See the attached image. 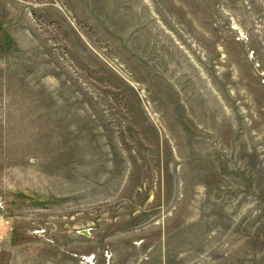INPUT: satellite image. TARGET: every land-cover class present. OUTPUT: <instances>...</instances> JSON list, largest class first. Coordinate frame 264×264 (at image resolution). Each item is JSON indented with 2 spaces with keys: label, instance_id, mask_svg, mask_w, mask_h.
Instances as JSON below:
<instances>
[{
  "label": "rangeland",
  "instance_id": "1",
  "mask_svg": "<svg viewBox=\"0 0 264 264\" xmlns=\"http://www.w3.org/2000/svg\"><path fill=\"white\" fill-rule=\"evenodd\" d=\"M0 264H264V0H0Z\"/></svg>",
  "mask_w": 264,
  "mask_h": 264
}]
</instances>
